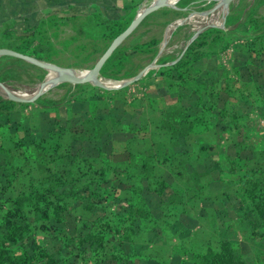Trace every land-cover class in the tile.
<instances>
[{
	"label": "trees",
	"instance_id": "obj_1",
	"mask_svg": "<svg viewBox=\"0 0 264 264\" xmlns=\"http://www.w3.org/2000/svg\"><path fill=\"white\" fill-rule=\"evenodd\" d=\"M184 1L180 0L177 7H186L181 4ZM230 19L231 14L223 29L206 28L178 63L162 65L157 70L166 85L147 91L141 101L154 110L156 101L162 100L163 107L151 118H140L138 128L122 125L113 132L116 120L110 115L88 114L72 125L69 120L61 122L52 117L46 136L33 141L16 137L8 148L0 143V198L3 204L10 205L0 207V264H136L134 247L141 236L146 235V241L152 233L167 238L174 228L169 220L190 215L189 198L185 200L183 196L188 189L173 188L166 182L164 171L175 178L183 177L191 135L216 132L222 124L220 132L230 134L235 155L224 158L233 176L222 183L219 197L233 199L237 223L247 226L250 240L264 241V148L257 147L259 141L253 138L257 127L245 109L249 107L251 113L264 107V25L250 22L253 32L244 40L249 55L247 68L262 71L263 79L244 80L237 68H225L219 79L202 82L186 94L197 95L195 103L187 108L171 106L184 99L179 86L192 82L187 76L188 67L229 51L234 35L227 30ZM125 24L113 21L100 38L111 43ZM19 42L13 48L16 52L50 62L33 34L20 36ZM157 45L153 39L125 50L119 47L100 75L111 78L108 73L113 67L120 71L130 55L155 54ZM0 60L21 62L9 57ZM150 73L149 77L153 75ZM102 91L110 102V95L117 90ZM221 93L236 97V102L222 104ZM16 105L30 106L0 96V118L8 116ZM41 109L49 111L44 106ZM85 145L90 152L86 153ZM199 148L202 154L214 147ZM217 168L211 162L207 167L209 172ZM191 179L194 188H204ZM71 221L75 230L68 236L64 229ZM148 224L151 228H147ZM52 231L62 241L59 250H51L44 239ZM64 235L68 236L66 241ZM212 239L203 247H189L191 259L182 264H249L237 245ZM257 260L263 261L259 257Z\"/></svg>",
	"mask_w": 264,
	"mask_h": 264
},
{
	"label": "rangeland",
	"instance_id": "obj_2",
	"mask_svg": "<svg viewBox=\"0 0 264 264\" xmlns=\"http://www.w3.org/2000/svg\"><path fill=\"white\" fill-rule=\"evenodd\" d=\"M196 1H198L199 5L190 15L183 14L180 16L177 14L178 11L175 9L178 6V1L175 3V9H162L155 15L147 17L119 47L121 50H125L139 43H146L154 39L158 41L156 53L130 55L128 59L123 62L120 71L117 70L116 67H113L112 70L109 71L108 75L111 78H104L100 75V78L103 80L125 81L127 79L120 80V78L130 76L129 79H131L149 65L154 64L156 67L149 70L139 81L143 82L144 85L136 83L137 85L133 84L129 87L119 89L110 95V102L105 100L107 96L101 89L95 88L91 84L81 86L60 84L52 87L40 97L41 99H38L39 102L36 101L32 104H27L30 106L26 108L16 105L12 108V112H10L8 116H2L0 118V143L8 148L12 146V140L16 137H24L29 141H33L39 137L46 136L48 134L45 131L46 124H43V119L40 115L34 114L41 109V106L49 109V113L46 115L47 119L61 114L64 120L70 121L71 125L75 124L79 118L88 115L86 114V112H88L90 114H98L99 116L102 115L103 117L106 115L113 117L116 120H113L114 125H116V127L113 128V132H118L119 130L117 127L122 125L138 128L142 121L139 120L140 118H151L155 116V112H158V110L163 107L162 104L161 107L156 105L157 109L154 110L150 109L152 108L151 106H147V108L144 109L141 108L139 102L145 97L143 89H152L147 87L145 83L152 80L158 82V84L155 83V86L159 84L161 86L166 85L165 78L156 74L157 70L162 65L172 64V62L180 56L190 38L197 30L205 26H217L216 28L223 29L225 27L226 18L231 14L232 19L228 22L230 25H228L227 30L234 33L232 37V46L237 49L244 45L245 38L249 36V33L251 34L253 32L250 22H258L259 25H264V0H238L231 4L227 14L224 15L220 8L207 17L201 14L210 11L215 4L210 3L209 0ZM181 4L184 5V3ZM223 15L225 16V20L224 27L222 28ZM95 21H98L96 17ZM90 24V26L81 27L80 30H82L83 33H80L79 29L75 30V32L73 31L71 22H61L60 24L51 26L49 29L45 28L46 31L44 30V33H42V31L35 33L36 35H33V38L39 40L40 44L43 46L45 55L47 54L50 59L49 63H54L63 68H71L82 73L90 70L110 45V40H102L100 38L101 35L105 33V28L98 25L96 26L94 23ZM79 25L81 24H78V26ZM110 26L111 25L108 24L106 27L109 28ZM127 26L128 24H125L122 26V29ZM25 36L27 37V35ZM5 39L9 41H3L0 48L13 49L20 44L19 40L17 41L15 38ZM172 58L175 59L170 62ZM164 61H167V63L164 64ZM1 62L2 69L0 70V78H2L3 82L0 83L9 91L26 95L27 98L32 97L37 92L42 82L54 77L52 73L39 69L24 61L0 60V63ZM228 65V62H226L225 66L228 67ZM189 68L190 67L187 69ZM149 73L153 75L149 77ZM187 76L192 82H190L189 86H179L178 89L181 91V94L185 95L189 91H193L194 87L200 85L203 77L201 73L195 70H187ZM155 86H153V88ZM82 95H86V97L81 98ZM0 96L3 99H7L1 88ZM99 96H102V98H99ZM136 99H138V101H135ZM188 102L186 98L184 105L188 106ZM106 106H108V108H105ZM101 107L104 108L101 109ZM249 109L248 107L247 110ZM141 110L143 113L140 115ZM263 112L264 110H260V112L257 113L259 117L257 116L255 117L256 119H252L253 125L255 124V128L257 127V132L255 133L257 137L254 135L253 138L255 137L256 140L259 141L258 148H264V143L261 142V139L264 140ZM29 118L34 120V126H31L29 123ZM204 135V133H200V135H196L195 133L192 134L191 137L198 139ZM218 144L220 146L215 145L214 147L216 150L215 152L218 153L221 149L225 151L226 149L229 150L232 148V140L226 141L222 139ZM76 145L79 146V144ZM85 150L86 153L90 152L87 145H85ZM230 152L235 155L232 150ZM211 154L215 153L212 152ZM241 155L244 158L246 153L244 152ZM2 157L3 156H0V162L3 161ZM217 161H219L218 169L212 171V174H204L200 180L205 184H209L211 181V183L216 184H210L208 188V192L213 198L220 195V188H217V184L223 186L222 183L231 179L233 176L229 172L228 164L224 159ZM210 162L216 165L215 161ZM17 163L21 164L20 160H18ZM172 176V174L167 176V182H172ZM173 179L175 183L172 184L177 187L178 180L174 176ZM186 187H189V184L186 185ZM200 189L203 191L205 190L200 187L196 192H199ZM9 206L10 205L7 203L3 204L0 198L1 208H7ZM215 206L217 207L215 210L204 207L200 208L198 211L195 210L196 214L190 211V215L186 218H180V220L178 219L176 221L170 219L169 222L172 224L171 227L174 228H171L168 232L167 238L156 240L158 237H155L156 239L154 238L153 241L148 242L144 239L147 238L146 235L141 236L134 247L138 255L136 264H182V262L191 259L190 253L187 252L189 247H197V245L203 247L208 243L210 237H213L212 240H216L217 238L237 245L243 254L248 257L249 264H264V241H252L249 239V230L247 226L244 224L239 226L237 223V210L234 207L232 208L228 203H225V201ZM146 226L147 228H151L149 224ZM64 230V233L68 236L73 233L75 230L73 222H69ZM55 234L56 232L52 231L49 236L44 237V239H47L48 246L51 250H59V247L62 246V241L55 238ZM66 235H64L63 241L67 240L68 236ZM152 236L153 233L150 237ZM63 253L67 254V249L65 250L63 248ZM257 257L263 260L262 263L257 260ZM159 258L160 261L163 259L164 262H159Z\"/></svg>",
	"mask_w": 264,
	"mask_h": 264
},
{
	"label": "crops",
	"instance_id": "obj_3",
	"mask_svg": "<svg viewBox=\"0 0 264 264\" xmlns=\"http://www.w3.org/2000/svg\"><path fill=\"white\" fill-rule=\"evenodd\" d=\"M148 1L149 0H0V45L3 41L4 42L9 41L8 39L6 40L5 38H15V40L18 41L19 40L18 38L20 36L30 35V34L36 35L35 33H39L41 31L42 33H44L43 31L45 30V28L49 29L51 26L60 24L61 22H67V23L71 22L73 25L74 32L75 30L78 29L80 30L81 27L87 25L90 26L91 25L90 23H94L96 26L98 25L105 28L106 31L103 34H106L109 30V28L106 26L108 24H112L113 21H119L122 24L127 23L129 25V23L142 10V8L146 5ZM183 3L184 5L187 4L186 7L183 8L177 7L175 10L187 13V15H190L192 12H194L195 8L199 5L198 1L196 0H185ZM162 9H166V8H162ZM162 9L157 10L156 12L152 13L149 16L155 15ZM95 17L97 18L98 21H95ZM78 24L81 25L78 26ZM80 33H83L82 30H80ZM248 60H249V55L244 45L240 48L238 47L237 49L232 46L229 49V51L226 52L225 54L213 55L209 58L201 59L200 61L193 64L189 68V71L195 70L201 73L203 75L202 82L219 79L222 75L223 69L225 68L226 69L237 68L244 80L256 81L263 79L261 76L262 71H259L254 68L251 69V67L249 69L247 68ZM226 62H228L229 64L228 67L225 66ZM155 83L158 84V82L151 80L145 83V85L147 87L153 88V86H155ZM138 84L144 85L143 82H138ZM146 89L145 88L143 89L145 97L147 91H149L148 88ZM186 98L189 101L188 103L190 105L195 103L197 99V95H190V94L185 95L183 100L185 101ZM235 98L236 97L234 96L229 97L224 93L220 94V99L222 104L235 103L236 102ZM183 100L181 101L182 103H176L171 106L173 108L177 106L186 107V105H184ZM135 101H138V99H136ZM156 103L161 107L163 101L162 100L159 102L156 101ZM139 105L143 109L147 108L146 106L147 104L142 101L139 102ZM239 107L245 108L242 105H240ZM245 109L247 110V107ZM260 110H264V107L258 108L251 113H250L251 111L250 109L247 110V112H249V118L251 121H253L252 120L253 118L256 119L255 117L258 116L257 113L260 112ZM48 113H49L48 111L42 109H39L38 111H36V113H34L42 117L43 124H46V129H45L46 133H48L51 128L49 119L46 118V115ZM142 113L143 111L141 110L140 115ZM86 114H90V113L86 112ZM56 118L61 122L66 121L62 118L61 114H57ZM28 121L31 124V126H34L33 119L29 118ZM222 126L224 127L223 124L220 125L216 129L217 130L216 132L205 133L204 136L199 137L198 139H195L193 137L190 138L191 142L189 144V149H188L190 152L186 156L187 162L184 167L185 175H183V177L181 178H177V180L179 181V182L177 181V188H179V190L181 191H183L184 189H188V192H185L183 196L185 200L189 198L188 201L189 204L187 208L191 207V213L193 212V214H196L195 210L198 211L200 208H204V207H209L212 210H215L217 209L215 205L224 203V201L225 203H228L232 208L234 207L236 209V204L233 201V199L224 200V198H221L219 196H215L213 198L209 194L208 188L210 184L212 185H216V184L211 183L212 181L209 182L210 180L208 181L209 184H205L204 182L200 181L201 177L204 174L213 173V172H209L207 169V167L210 165V161L216 162L217 160L224 159L225 156H230V157L234 156V154H231L230 152L231 150L234 152L233 148L229 150L226 149L225 151L221 149L219 153L215 152L216 150L214 148L212 150L202 151L201 154L199 148L200 146L211 145L215 147V145L220 146L218 142L222 139H225L226 141L231 140L230 134H227L225 132H220L221 130L219 128H221ZM182 149L184 150L185 147H182ZM212 152L215 154H211ZM215 164L218 166L219 161H217ZM169 175H171L169 171L165 170L164 177L166 182H167V176ZM186 177H188V179H186L184 184H181L183 183L182 181ZM191 178L195 179V181L201 184L202 186L204 185L205 190L203 191L200 189L199 192H196L197 189H199V187L194 188V184L190 183L189 181L192 180ZM167 183L171 185L173 188L175 187L172 184L175 183L173 176H172V182L171 183L167 182ZM188 184L189 187H186V185ZM217 188H220V193H221L223 186L217 184ZM193 193H200L201 195L200 197L199 196L197 197V194L194 195ZM186 217L188 216L181 215L177 217L176 220L178 219L180 220V218H186ZM155 237L158 238L156 239ZM154 238L158 240L161 239L162 236L161 235L156 236L155 234H153V236L150 237L149 241H153Z\"/></svg>",
	"mask_w": 264,
	"mask_h": 264
},
{
	"label": "water",
	"instance_id": "obj_4",
	"mask_svg": "<svg viewBox=\"0 0 264 264\" xmlns=\"http://www.w3.org/2000/svg\"><path fill=\"white\" fill-rule=\"evenodd\" d=\"M171 0H149L146 5L142 8V10L135 16V18L129 23V25L116 37L112 40L110 45L107 47L105 52L101 55V57L97 60L94 66L85 72L80 73L71 68H63L57 66L55 64L46 62L44 60H39L27 55H23L19 52H16L13 49L8 48H0V58L1 57H9L17 60H21L27 63H30L33 66L38 67L39 69L48 71L54 75L53 78L48 79L42 82L37 90V92L30 98H27L26 95H21L9 91L3 84L0 83V88L6 95L7 100L12 101L14 103L19 104H32L36 102L44 93H46L50 88L55 87L60 84H68L73 86H81L86 84H91L95 88L104 90V91H113L119 90L122 88L129 87L133 84H136L140 81V79L151 69H154L156 66L154 64L149 65L147 68L143 69L139 72L135 77L131 79H127L124 81L123 85L120 87H107L102 83V79L100 78V72L103 68L104 64L109 60L111 55L119 48V46L132 34V32L139 26V24L149 15L156 12L162 8H174V5L171 4ZM238 0H209L210 3H214L215 6L207 12L202 13L201 15L204 17L212 15L216 10L222 9L224 15L227 14L229 7L232 3ZM223 15V22L221 27H224L225 16ZM208 27H217V26H205L197 30L193 36L190 38L188 44L183 49L180 56L172 62V65L178 63L183 57L185 51L188 46L198 37V35L203 32Z\"/></svg>",
	"mask_w": 264,
	"mask_h": 264
},
{
	"label": "bare ground",
	"instance_id": "obj_5",
	"mask_svg": "<svg viewBox=\"0 0 264 264\" xmlns=\"http://www.w3.org/2000/svg\"><path fill=\"white\" fill-rule=\"evenodd\" d=\"M178 1L179 0H171L170 2H171V4H173L175 6V3L178 2ZM79 75H81V74L79 73ZM102 83L105 86H107V87L114 88V87H120V86H122L123 83H124V81H111V80H103L102 79Z\"/></svg>",
	"mask_w": 264,
	"mask_h": 264
}]
</instances>
